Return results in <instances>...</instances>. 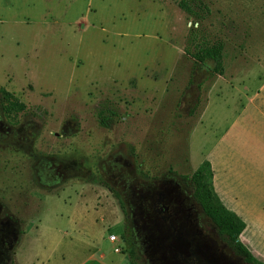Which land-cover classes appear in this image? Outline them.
<instances>
[{
	"label": "rangeland",
	"instance_id": "1",
	"mask_svg": "<svg viewBox=\"0 0 264 264\" xmlns=\"http://www.w3.org/2000/svg\"><path fill=\"white\" fill-rule=\"evenodd\" d=\"M199 1L195 22L180 0H0V86L27 107L17 124L0 111V242L15 264L125 254L131 190L188 181L260 87L264 0ZM193 40L222 44L221 76L185 53ZM141 242L139 263L162 264Z\"/></svg>",
	"mask_w": 264,
	"mask_h": 264
},
{
	"label": "crops",
	"instance_id": "2",
	"mask_svg": "<svg viewBox=\"0 0 264 264\" xmlns=\"http://www.w3.org/2000/svg\"><path fill=\"white\" fill-rule=\"evenodd\" d=\"M204 161L210 164L212 188L218 199L245 225L239 241L264 264V80L237 109L235 119L205 155ZM68 213L73 221L70 227L80 229L75 237L78 241L84 214L88 212ZM70 215L65 214V217ZM60 234H64L60 244L74 242L65 232ZM64 255L61 253L62 258ZM91 256L89 258L93 259ZM99 261L101 264H128L125 255L115 250L109 255L100 251Z\"/></svg>",
	"mask_w": 264,
	"mask_h": 264
},
{
	"label": "flooded vegetation",
	"instance_id": "3",
	"mask_svg": "<svg viewBox=\"0 0 264 264\" xmlns=\"http://www.w3.org/2000/svg\"><path fill=\"white\" fill-rule=\"evenodd\" d=\"M190 189L189 181L152 179L131 190L136 203L130 204L131 228L135 238L142 237L143 254L162 264L244 262L204 215ZM151 228L157 229V240L151 238Z\"/></svg>",
	"mask_w": 264,
	"mask_h": 264
},
{
	"label": "trees",
	"instance_id": "4",
	"mask_svg": "<svg viewBox=\"0 0 264 264\" xmlns=\"http://www.w3.org/2000/svg\"><path fill=\"white\" fill-rule=\"evenodd\" d=\"M178 6L195 22H199L209 13V9L199 0H180ZM191 48H186L185 53L195 63L205 66L212 63L211 75L221 76L223 67V46L221 43L207 44L203 41L193 40ZM27 107L20 102L14 94L0 86V111L6 119H11L17 124V118L25 114ZM116 113L109 107H105L97 113V122L102 127H107L116 117ZM187 180L190 183L192 196L199 204L205 216H207L218 233L226 240L231 250L242 258L246 264H263L256 260L248 249L239 241V235L244 230L243 221L233 212L227 210L212 188V172L210 164L203 161L197 170ZM107 188V187H106ZM130 220V217H129ZM127 235H121V240L126 245V259L128 264H140L135 238L132 228H125ZM12 247L14 245L12 244ZM0 264H15L11 246L7 242H0Z\"/></svg>",
	"mask_w": 264,
	"mask_h": 264
},
{
	"label": "built area",
	"instance_id": "5",
	"mask_svg": "<svg viewBox=\"0 0 264 264\" xmlns=\"http://www.w3.org/2000/svg\"><path fill=\"white\" fill-rule=\"evenodd\" d=\"M114 239V237L113 236H110V240H113ZM116 251H119L118 249H116Z\"/></svg>",
	"mask_w": 264,
	"mask_h": 264
}]
</instances>
